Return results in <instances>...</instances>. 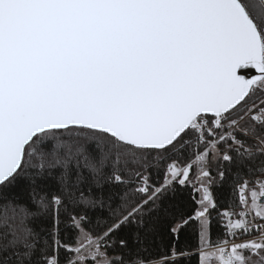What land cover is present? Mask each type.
Listing matches in <instances>:
<instances>
[{"label":"snow or ice","instance_id":"1","mask_svg":"<svg viewBox=\"0 0 264 264\" xmlns=\"http://www.w3.org/2000/svg\"><path fill=\"white\" fill-rule=\"evenodd\" d=\"M0 264H264V0H0Z\"/></svg>","mask_w":264,"mask_h":264},{"label":"water","instance_id":"2","mask_svg":"<svg viewBox=\"0 0 264 264\" xmlns=\"http://www.w3.org/2000/svg\"><path fill=\"white\" fill-rule=\"evenodd\" d=\"M249 71H252V73L255 74V69H253V70H249Z\"/></svg>","mask_w":264,"mask_h":264},{"label":"trees","instance_id":"3","mask_svg":"<svg viewBox=\"0 0 264 264\" xmlns=\"http://www.w3.org/2000/svg\"><path fill=\"white\" fill-rule=\"evenodd\" d=\"M187 193L185 192V195H186Z\"/></svg>","mask_w":264,"mask_h":264}]
</instances>
